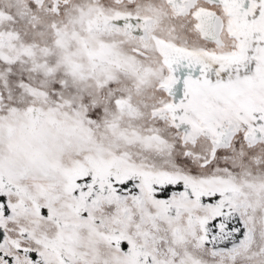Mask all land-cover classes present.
Returning <instances> with one entry per match:
<instances>
[{"label": "snow or ice", "instance_id": "obj_1", "mask_svg": "<svg viewBox=\"0 0 264 264\" xmlns=\"http://www.w3.org/2000/svg\"><path fill=\"white\" fill-rule=\"evenodd\" d=\"M0 264H264V0H0Z\"/></svg>", "mask_w": 264, "mask_h": 264}]
</instances>
